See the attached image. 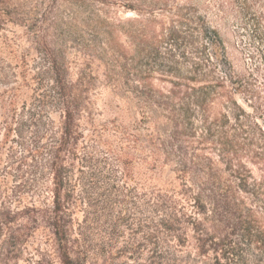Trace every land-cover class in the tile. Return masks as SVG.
Here are the masks:
<instances>
[{
	"label": "trees",
	"instance_id": "trees-1",
	"mask_svg": "<svg viewBox=\"0 0 264 264\" xmlns=\"http://www.w3.org/2000/svg\"><path fill=\"white\" fill-rule=\"evenodd\" d=\"M10 1L0 0V27L17 21L27 31L34 29L28 18L12 17ZM85 1L67 0L71 19L79 17ZM93 2L85 26L102 38L96 57L105 78L111 80L118 67L126 90L142 103L140 131L126 130L140 143L141 162L157 180L141 188L134 226L124 223L125 210L118 208L126 196L119 200L123 186L118 182L130 178L128 162L103 188L100 196L108 200H95L90 164L79 148L85 75L72 83L64 57L37 29L40 68L31 80L35 90H42L28 109L26 102L20 107L10 102L11 124L2 140L12 132L22 139L23 126L36 128L31 134L38 138L40 128L45 142L34 152L50 175L51 194L41 219L51 231L59 263L125 258L130 264H264V111L230 72L217 31L189 2ZM114 5L134 16L115 21L109 15ZM25 66L24 61L19 65L23 78ZM240 94L245 105L237 99ZM56 111L55 130L49 115ZM164 169L168 176L161 178ZM106 208L114 211V219L100 214ZM76 211H84L81 221ZM121 228L129 231V239L114 250Z\"/></svg>",
	"mask_w": 264,
	"mask_h": 264
},
{
	"label": "rangeland",
	"instance_id": "rangeland-1",
	"mask_svg": "<svg viewBox=\"0 0 264 264\" xmlns=\"http://www.w3.org/2000/svg\"><path fill=\"white\" fill-rule=\"evenodd\" d=\"M85 2L86 5L80 7L79 17L71 19L67 0H11L8 11L13 13L12 17L15 20L28 18L27 24L35 23L34 29L27 31V26L17 21L0 27V264H60L51 231L41 219V211L50 207L51 194L50 175L40 167V157L34 152L45 142L44 138H39L40 128L35 134L38 138L31 134L36 128L23 126L22 139L14 137L12 132L6 141L2 140L5 128L11 124L10 102L15 100L18 107L26 102L28 109L42 90H35L36 84L31 80L32 73L40 68L37 29L44 30L48 40L64 57L72 83L82 73L85 75L83 88L87 91L78 119L82 134L79 148L81 156L85 154L90 164L89 180L95 184V200L99 203L108 200L100 196L103 188L120 176L122 162H128L125 166L130 178L118 182L123 186L119 188L123 191L119 200H122V194L126 195L118 208L125 210L123 215L127 220L124 223L134 226L140 217L141 188L157 180L141 162L140 143L133 142L131 133L126 130V127H135V132L140 131L142 103L126 90L125 79L119 74L118 67L111 80L105 78V68L96 57L102 38L85 26L94 2ZM184 2L194 5L208 25L217 31L230 72L243 82V86L250 88L256 96L252 104L259 105V110L264 111V0H180V3ZM109 15L119 22L134 16L116 5L109 9ZM22 61L28 69L24 78L18 75ZM228 68L220 72H229ZM237 99L246 104L242 94ZM59 115L57 111L49 115L55 130ZM167 173L164 169L161 178L167 177ZM253 174L259 176L256 170ZM96 210L99 215L101 210ZM100 214L112 215L113 219L116 216L110 208ZM74 217L81 221L84 211H76ZM104 220L102 217L101 224ZM121 231L114 250L129 239V231L125 228ZM106 249L110 251V246ZM112 253L108 257L113 256ZM126 262L132 261L109 258L97 264Z\"/></svg>",
	"mask_w": 264,
	"mask_h": 264
}]
</instances>
